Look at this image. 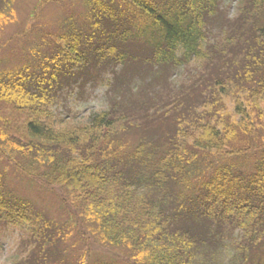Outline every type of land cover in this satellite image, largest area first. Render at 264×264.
Here are the masks:
<instances>
[{
    "label": "trees",
    "instance_id": "obj_1",
    "mask_svg": "<svg viewBox=\"0 0 264 264\" xmlns=\"http://www.w3.org/2000/svg\"><path fill=\"white\" fill-rule=\"evenodd\" d=\"M18 2L0 0V29ZM78 22L0 70V157L64 215L0 168L11 264H264V0H86ZM103 84L106 110L53 113L64 88Z\"/></svg>",
    "mask_w": 264,
    "mask_h": 264
},
{
    "label": "rangeland",
    "instance_id": "obj_2",
    "mask_svg": "<svg viewBox=\"0 0 264 264\" xmlns=\"http://www.w3.org/2000/svg\"><path fill=\"white\" fill-rule=\"evenodd\" d=\"M85 1L19 0L18 3H15L13 10L15 13L11 16L12 22L3 25L0 29V70L14 66L19 67L34 57L50 54L54 40L60 34V28L67 21L79 25L78 21L84 12ZM234 6L235 4L230 5L228 16L234 14ZM35 42L40 45V48H37L34 55H30V50ZM177 73L184 77L187 75V72L184 71ZM145 82V79L138 82L136 78L131 81L133 86ZM111 89V84L108 86L88 85L83 89L81 96L75 95L76 90L67 89L52 107V111L65 116L76 113L77 119H82L92 112L104 111L109 106V100L116 98V95L111 93ZM0 168L7 170L9 186L17 195L31 201L35 209L46 213L50 218L64 221L63 212L54 194L42 189L37 184L29 183L28 180L18 179L15 170L8 166L1 157ZM92 241V237L88 241L85 240L84 246L83 243L81 244L82 248L86 247L91 253L105 259H111L112 256L121 259L119 254L111 253V250L100 247L99 244ZM0 243V264H11L20 254L17 250V247L20 246V233L11 227L0 225ZM80 250L82 249L80 248Z\"/></svg>",
    "mask_w": 264,
    "mask_h": 264
}]
</instances>
